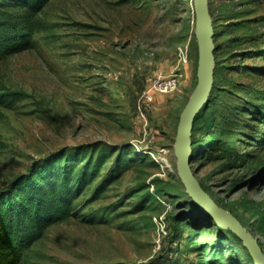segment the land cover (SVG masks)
<instances>
[{
  "label": "rangeland",
  "instance_id": "374dc122",
  "mask_svg": "<svg viewBox=\"0 0 264 264\" xmlns=\"http://www.w3.org/2000/svg\"><path fill=\"white\" fill-rule=\"evenodd\" d=\"M208 9L214 82L191 166L264 250V0ZM39 17L36 44L0 58V93H17L0 104V193L68 161L82 189L23 264H255L178 167V125L198 83L195 0H49ZM169 75L177 87L155 91L142 120L141 95Z\"/></svg>",
  "mask_w": 264,
  "mask_h": 264
},
{
  "label": "trees",
  "instance_id": "16d2710c",
  "mask_svg": "<svg viewBox=\"0 0 264 264\" xmlns=\"http://www.w3.org/2000/svg\"><path fill=\"white\" fill-rule=\"evenodd\" d=\"M48 1L0 0V58L36 44L34 35L42 26L39 12ZM16 95L1 92L0 104L9 103ZM64 158L68 161L70 156ZM68 162L41 176L13 182L8 192L0 193V264H23L51 224L75 213L82 178Z\"/></svg>",
  "mask_w": 264,
  "mask_h": 264
},
{
  "label": "water",
  "instance_id": "95a60500",
  "mask_svg": "<svg viewBox=\"0 0 264 264\" xmlns=\"http://www.w3.org/2000/svg\"><path fill=\"white\" fill-rule=\"evenodd\" d=\"M197 36L199 43L198 83L181 113L176 137L175 153L182 181L189 195L218 225L225 226L241 238L254 258L264 264V250L247 226L229 210L222 207L199 183L191 166L193 153L192 130L197 113L208 102L214 82L215 42L208 9V0H195Z\"/></svg>",
  "mask_w": 264,
  "mask_h": 264
},
{
  "label": "built area",
  "instance_id": "2783aa9c",
  "mask_svg": "<svg viewBox=\"0 0 264 264\" xmlns=\"http://www.w3.org/2000/svg\"><path fill=\"white\" fill-rule=\"evenodd\" d=\"M179 79L176 75H169L164 79H155L152 85L141 95L138 103V116L147 121V112L155 99V91L170 92L178 85Z\"/></svg>",
  "mask_w": 264,
  "mask_h": 264
},
{
  "label": "crops",
  "instance_id": "0c3cea01",
  "mask_svg": "<svg viewBox=\"0 0 264 264\" xmlns=\"http://www.w3.org/2000/svg\"><path fill=\"white\" fill-rule=\"evenodd\" d=\"M155 100V99H154Z\"/></svg>",
  "mask_w": 264,
  "mask_h": 264
}]
</instances>
